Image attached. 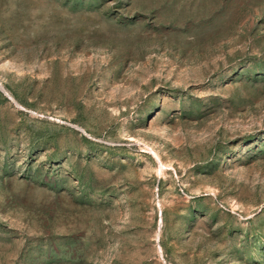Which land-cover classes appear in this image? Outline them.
Returning <instances> with one entry per match:
<instances>
[{
    "label": "rangeland",
    "instance_id": "374dc122",
    "mask_svg": "<svg viewBox=\"0 0 264 264\" xmlns=\"http://www.w3.org/2000/svg\"><path fill=\"white\" fill-rule=\"evenodd\" d=\"M0 264H264V0H0Z\"/></svg>",
    "mask_w": 264,
    "mask_h": 264
}]
</instances>
